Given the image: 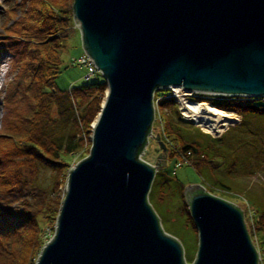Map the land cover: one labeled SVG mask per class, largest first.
<instances>
[{
    "label": "water",
    "instance_id": "water-1",
    "mask_svg": "<svg viewBox=\"0 0 264 264\" xmlns=\"http://www.w3.org/2000/svg\"><path fill=\"white\" fill-rule=\"evenodd\" d=\"M73 18L107 90L36 264H259L235 203L186 187L198 234L188 263L149 193L168 154L151 134L156 92L264 97V0H75ZM150 136L162 151L156 164L141 158Z\"/></svg>",
    "mask_w": 264,
    "mask_h": 264
},
{
    "label": "trees",
    "instance_id": "trees-1",
    "mask_svg": "<svg viewBox=\"0 0 264 264\" xmlns=\"http://www.w3.org/2000/svg\"><path fill=\"white\" fill-rule=\"evenodd\" d=\"M6 1H13V9L20 14L0 33V54L12 55L14 70L5 87L0 128V264H36L47 241L46 228L57 221L66 193L61 196L60 186L68 178L72 155L81 153L84 158L89 154L92 143L88 136L101 111L107 85L101 76L69 90L56 84L61 73V40L74 25L75 0ZM214 97L213 105L242 116L241 126L250 117H264L263 98ZM176 103L174 98L160 101L161 107L169 108L168 113L163 112L160 131L168 147L165 165L177 157V165L193 166L203 178L198 191L233 202L224 197L232 188L218 177L215 161L232 156L235 143L241 141L242 128L235 126L221 137H213L188 124ZM143 159L149 162L146 153ZM162 168L157 170L149 193L152 207L155 197L164 208L177 197L179 213L197 235L185 201L186 185ZM43 169L51 172L49 183L41 180ZM216 187L224 192L217 193ZM239 207L248 222L246 211ZM250 215L253 222L246 223L259 252V264H264V207ZM195 257L186 261L192 263Z\"/></svg>",
    "mask_w": 264,
    "mask_h": 264
},
{
    "label": "rangeland",
    "instance_id": "rangeland-1",
    "mask_svg": "<svg viewBox=\"0 0 264 264\" xmlns=\"http://www.w3.org/2000/svg\"><path fill=\"white\" fill-rule=\"evenodd\" d=\"M19 14V10L16 9L15 11L13 9V1L7 2L6 0H0V33L4 32L5 26L10 25L16 19H18ZM10 16H12L11 19ZM67 36L68 37H66L64 40H61V73L56 78V84L61 90H69L73 86L82 84L85 82L88 74L90 73L88 64L83 62V59H86L87 57L82 46L80 30L75 26V23L73 27L67 31ZM12 61V55L5 52L0 54V128L1 120L4 116L2 103L5 87L14 73V70L12 72ZM98 73L95 76L100 77ZM157 97L160 98L161 96ZM262 98L264 99V97ZM200 99L205 100V98H201V96H199V100ZM156 111L157 125L155 128V134L160 133L162 130L161 123L163 112L168 113L169 108L168 106L161 107L159 101V103L156 104ZM178 111L180 114L179 108ZM240 117L241 119L237 124L230 125L220 135H214L213 133L207 131L202 125H199L194 119L186 120L182 116V118L185 119L188 124L200 127L204 132L211 134L213 137H221L229 129L235 126L242 128L243 134L241 136V141L235 143L232 156L229 155L226 161L220 159L215 161L217 165L216 173L218 177L221 178L225 184L230 185L232 190L224 192V190L221 188H216L218 191L217 193L224 192L227 195L224 197L228 198L229 200H233V203L243 207L246 211L245 213L247 214L248 222H246L252 224L253 220L251 219V212L264 207V117H250L245 126H241L243 118L241 115ZM91 135L92 133L88 136L90 141ZM90 150L91 147H89V153ZM147 150L148 152H146V154L149 163L156 164V161L159 158L158 156L162 151L157 141L155 142L154 138L149 141ZM88 155L89 154H87L86 157ZM72 156L70 169L85 158H82L81 153L74 154ZM162 160L167 161V157L163 158ZM177 161V157L169 159L167 165L163 166L161 171L166 174L168 173V175L170 174L171 177L176 178L179 182H182L184 185H186V187L195 184L201 185L203 178L199 175L197 170L190 165H177ZM50 176V170L43 169L41 180H43L44 183L50 182ZM66 185L67 180L60 186L61 196H63L64 192H66ZM166 202L168 203L169 201L166 200ZM152 204L155 208V211L158 212L161 217L160 220L163 229L167 233L177 236L178 240L182 243L185 258H190L196 254L198 248V234H195L193 227L191 224H188L186 217L179 213L180 211L178 208L180 203L177 197H175L173 202L165 204V208L156 197L153 198ZM56 224V222L51 224L49 223L48 227L46 228L48 234L47 241L53 237L56 231ZM260 239H263L262 235H260ZM254 240L256 243H258L256 237H254Z\"/></svg>",
    "mask_w": 264,
    "mask_h": 264
},
{
    "label": "bare ground",
    "instance_id": "bare-ground-1",
    "mask_svg": "<svg viewBox=\"0 0 264 264\" xmlns=\"http://www.w3.org/2000/svg\"><path fill=\"white\" fill-rule=\"evenodd\" d=\"M175 89L180 94L182 103H185L186 114L214 135L222 134L227 127L237 124L241 119L238 113L219 108L206 101L187 102L185 91L181 87Z\"/></svg>",
    "mask_w": 264,
    "mask_h": 264
},
{
    "label": "built area",
    "instance_id": "built-area-1",
    "mask_svg": "<svg viewBox=\"0 0 264 264\" xmlns=\"http://www.w3.org/2000/svg\"><path fill=\"white\" fill-rule=\"evenodd\" d=\"M87 57V56H86ZM83 62L84 63H87L88 64V67H89V70H90V73L88 74L87 78L85 81H89V80H92L94 78L95 75H97L98 71L97 69L95 68V66L91 63V61L89 60V58L87 57L86 59H83ZM99 74V73H98ZM158 93V94H157ZM186 93L185 95V100L187 102H197V101H200L199 100V96H201L202 94L200 93H197V92H184ZM161 96L160 98H158L157 96ZM180 94L177 92V89L175 88H172L170 90H166V91H158L155 93L154 95V107H155V121H156V117H157V111H156V104L159 103V101H162V99H169V98H174L178 104V108L180 110V114L186 119V120H191V119H194L193 117H189L186 112H185V109H184V104L185 103H182V101L180 100ZM203 101H206L208 103H211V99H205ZM212 104V103H211ZM154 121V123H155ZM154 123H153V127H152V130H151V134L153 136H155V126H154ZM152 138L151 136L149 137V140L150 141ZM144 155V154H143ZM143 155H141L142 159H143ZM144 160V159H143ZM182 163H180L181 165Z\"/></svg>",
    "mask_w": 264,
    "mask_h": 264
},
{
    "label": "flooded vegetation",
    "instance_id": "flooded-vegetation-1",
    "mask_svg": "<svg viewBox=\"0 0 264 264\" xmlns=\"http://www.w3.org/2000/svg\"><path fill=\"white\" fill-rule=\"evenodd\" d=\"M201 98H205V99H214L215 97L212 95H201ZM212 103V101H210ZM168 155V154H167Z\"/></svg>",
    "mask_w": 264,
    "mask_h": 264
}]
</instances>
